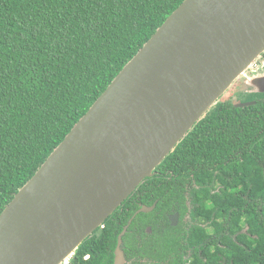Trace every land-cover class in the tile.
<instances>
[{
  "label": "trees",
  "instance_id": "16d2710c",
  "mask_svg": "<svg viewBox=\"0 0 264 264\" xmlns=\"http://www.w3.org/2000/svg\"><path fill=\"white\" fill-rule=\"evenodd\" d=\"M182 1L0 0V212ZM252 96H221L68 264H112L122 226L154 202L122 236L125 258L264 264V93Z\"/></svg>",
  "mask_w": 264,
  "mask_h": 264
},
{
  "label": "water",
  "instance_id": "95a60500",
  "mask_svg": "<svg viewBox=\"0 0 264 264\" xmlns=\"http://www.w3.org/2000/svg\"><path fill=\"white\" fill-rule=\"evenodd\" d=\"M263 52L264 0H183L1 210L0 264L72 255L238 77L264 93Z\"/></svg>",
  "mask_w": 264,
  "mask_h": 264
},
{
  "label": "rangeland",
  "instance_id": "374dc122",
  "mask_svg": "<svg viewBox=\"0 0 264 264\" xmlns=\"http://www.w3.org/2000/svg\"><path fill=\"white\" fill-rule=\"evenodd\" d=\"M257 61H259V62H257V64H255V65H253L252 68H254V69L264 68V59L258 57ZM250 70L251 69L246 71V73L249 72ZM247 90H248V87L243 83V78H241V76H240V77H238V79H236L234 81V83L230 86V88L227 89V91L224 93L223 96L227 97L228 99L234 100L235 103L244 102L245 99L257 98L256 96H252V94H254V93H248ZM256 94H259V93H256ZM239 99H240V101H238ZM148 206H150V205H148ZM175 213L176 212H174V214ZM246 235L249 236V237H252V238L255 237V236L249 235V234H246ZM126 263H127V261L125 262V264Z\"/></svg>",
  "mask_w": 264,
  "mask_h": 264
},
{
  "label": "flooded vegetation",
  "instance_id": "af4514ba",
  "mask_svg": "<svg viewBox=\"0 0 264 264\" xmlns=\"http://www.w3.org/2000/svg\"><path fill=\"white\" fill-rule=\"evenodd\" d=\"M153 204V203H152ZM142 205V204H141ZM140 205V206H141ZM140 206H139V208H140ZM154 206H155V202H154ZM138 208V209H139ZM154 208V207H153ZM137 209V210H138ZM136 210V211H137ZM153 210V209H152ZM151 210V211H152ZM136 211H135V213H136ZM150 212V211H149ZM133 214L128 220H127V223H128V221L129 220H131L132 221V218L136 215V214ZM138 213H141V212H138ZM144 213V212H143ZM174 215V216H173ZM168 219L170 220V223L172 224V225H176V224H178V220H179V217H178V213L176 212L175 214L173 213L172 215L170 214V215H168ZM130 221V222H131ZM126 223V224H127ZM126 224H124L123 226H122V228L126 225ZM130 224V223H129ZM128 228V227H127ZM134 229H137V227L136 226H134ZM127 230V229H126ZM145 231L147 232V233H150L151 232V228H150V226H147V228L145 229ZM243 231L244 232H247V230H246V227L243 229ZM133 258V259H132ZM132 258H129V257H126V261H127V263H129V264H142V261H145V260H149L148 259V257L147 258H139L138 259V261L139 262H137V258L135 257V256H133ZM114 259V258H113ZM133 261V262H132ZM126 263V264H127Z\"/></svg>",
  "mask_w": 264,
  "mask_h": 264
},
{
  "label": "clouds",
  "instance_id": "9594fccd",
  "mask_svg": "<svg viewBox=\"0 0 264 264\" xmlns=\"http://www.w3.org/2000/svg\"><path fill=\"white\" fill-rule=\"evenodd\" d=\"M127 227H128V226H127ZM126 229H127V228H126ZM121 230H122V228H121ZM121 230L119 231V233L121 232ZM125 232H126V231H125ZM119 233H118V234H119ZM118 234H117V236H118ZM124 234H125V233H124ZM124 234H123V235H124ZM123 235H122V236H123ZM89 236H90V235H89ZM116 242H117V237H116ZM115 246H116V244H115ZM114 248H115V247H114ZM121 248H122V243H121ZM122 250H123V248H122ZM123 253H124V250H123ZM72 255H73V254H72ZM72 255H70V256L67 257V258H69V260H70V258L72 257ZM124 257H125V254H124ZM113 258H114V250H113ZM63 260H64V259H63ZM63 260H62V261H63ZM62 261H61V262H62ZM61 262H60V263H61ZM125 262H126V258H125ZM112 264H113V261H112Z\"/></svg>",
  "mask_w": 264,
  "mask_h": 264
},
{
  "label": "built area",
  "instance_id": "2783aa9c",
  "mask_svg": "<svg viewBox=\"0 0 264 264\" xmlns=\"http://www.w3.org/2000/svg\"><path fill=\"white\" fill-rule=\"evenodd\" d=\"M69 263V258H66V259H64L61 263H59V264H68Z\"/></svg>",
  "mask_w": 264,
  "mask_h": 264
}]
</instances>
